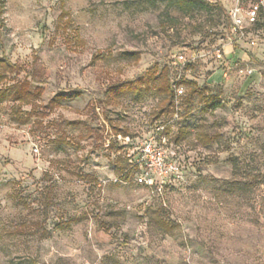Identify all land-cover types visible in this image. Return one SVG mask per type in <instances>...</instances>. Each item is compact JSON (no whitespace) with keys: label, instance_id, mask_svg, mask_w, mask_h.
<instances>
[{"label":"rangeland","instance_id":"rangeland-1","mask_svg":"<svg viewBox=\"0 0 264 264\" xmlns=\"http://www.w3.org/2000/svg\"><path fill=\"white\" fill-rule=\"evenodd\" d=\"M236 3L6 0L0 61L18 67L0 68L10 94L0 102V264H264V67L248 74L240 59L214 58L236 44ZM192 53L182 118L168 126L179 173L153 192L116 165L128 168L133 147L172 120L154 117L163 96L109 104L105 91L155 62L174 80L178 55ZM118 133L134 146L107 147ZM159 207L178 225L168 234L152 221Z\"/></svg>","mask_w":264,"mask_h":264},{"label":"built area","instance_id":"built-area-1","mask_svg":"<svg viewBox=\"0 0 264 264\" xmlns=\"http://www.w3.org/2000/svg\"><path fill=\"white\" fill-rule=\"evenodd\" d=\"M262 12H264V0H248L246 6L244 0H237V3L229 11L232 43L247 40L250 30L258 22ZM257 43V40L250 39L251 45H256ZM198 58L199 56L195 53L189 56L185 54L178 55L177 64L181 66V69L178 70L177 77L172 80L174 89L172 120L167 124L161 122L155 125L153 131L133 147L134 151L132 153H128L127 155L130 165L121 176L129 179L131 173H133V179L137 184L146 186L153 192L162 193L165 186L170 182L171 177L179 173V166L168 153V147L171 143L168 126L172 122L179 121L182 118L183 99L186 96L185 80L182 79V72L188 64L195 62ZM214 58L221 63L230 65L237 62L226 59L223 48L215 49ZM247 66L249 65L247 64ZM253 70V68H247L246 72L252 74ZM242 71L245 70L243 69ZM112 142L124 148L134 146L133 138L121 133L112 135L107 140L106 146L110 147ZM33 151L39 153L37 145L33 146ZM135 152H137V155Z\"/></svg>","mask_w":264,"mask_h":264},{"label":"trees","instance_id":"trees-1","mask_svg":"<svg viewBox=\"0 0 264 264\" xmlns=\"http://www.w3.org/2000/svg\"><path fill=\"white\" fill-rule=\"evenodd\" d=\"M6 5V0H0V33L4 27L3 21V13ZM217 6L224 10L222 3L217 1ZM263 12L261 13L258 22L254 25V28L260 27L263 25ZM67 16L66 19L64 17ZM61 20L64 21L65 25L63 26L64 31H67L69 27L72 25V19L69 16L67 11H63L60 15ZM231 24V21L228 19ZM0 47L3 49V43L0 41ZM4 69H13L18 67L17 64H8L0 61V68ZM186 82V81H185ZM192 95L197 94L200 95L201 90L193 85ZM44 87L40 88L38 93H32L28 89H21L17 94V99L21 102H31L29 101L31 98H36L43 93ZM157 92L159 95H162L163 98L160 101L158 109L154 112L155 119H159L163 115H168L172 113L173 99H174V89L172 86L171 79V71L168 65H161L157 62L153 63L149 66L143 73L138 75L132 79L119 80L114 83H110L105 91V100L109 104H115L119 101L120 98L126 95H140L143 93ZM10 95V94H9ZM9 95L5 93V91L0 90V102L5 100ZM212 108H216L219 106L218 102L212 103ZM89 126V121H86ZM200 139L204 140L205 143H211L214 141L213 137H209L206 134H201ZM119 161V160H118ZM118 166L119 172L126 170L125 167L121 165L119 162ZM45 202V199H44ZM166 210L163 207H159L154 210V214L152 215V221L155 223L157 229L165 234H168L175 230L178 225L171 220L165 219ZM40 235H43L44 229L40 227L37 231ZM31 264H38L36 260H33Z\"/></svg>","mask_w":264,"mask_h":264},{"label":"crops","instance_id":"crops-1","mask_svg":"<svg viewBox=\"0 0 264 264\" xmlns=\"http://www.w3.org/2000/svg\"><path fill=\"white\" fill-rule=\"evenodd\" d=\"M262 18L264 23V14ZM250 39H255L258 43L256 45H251ZM227 52L228 59L232 61L240 59L252 68L254 67L253 69L255 70L264 67V24L260 27L251 29L247 40L229 45Z\"/></svg>","mask_w":264,"mask_h":264}]
</instances>
